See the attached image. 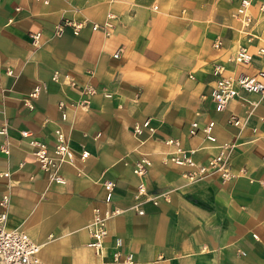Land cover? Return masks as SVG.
Masks as SVG:
<instances>
[{"label":"crops","instance_id":"crops-1","mask_svg":"<svg viewBox=\"0 0 264 264\" xmlns=\"http://www.w3.org/2000/svg\"><path fill=\"white\" fill-rule=\"evenodd\" d=\"M252 1L245 27L235 16L240 0H0L7 228L41 243L48 264H264V94L238 88L224 109L213 98L221 76L264 70V13ZM67 20L86 25L76 34ZM241 46L252 53L248 63L235 59ZM211 121L214 141L204 131ZM58 131L88 157L61 160ZM31 138L47 145L64 182L48 177ZM169 139L201 163L224 151L233 177L190 182L189 168L171 161ZM143 157L152 164L140 176ZM106 182L115 185L111 207L124 211L97 250L89 227L94 208H108ZM140 182L166 194L142 201L143 214L132 208Z\"/></svg>","mask_w":264,"mask_h":264},{"label":"built area","instance_id":"built-area-1","mask_svg":"<svg viewBox=\"0 0 264 264\" xmlns=\"http://www.w3.org/2000/svg\"><path fill=\"white\" fill-rule=\"evenodd\" d=\"M48 2V1H45ZM259 9L264 13V0L257 2ZM255 5L252 0H240V3L235 11V16L242 20V23L245 27H248L253 20L252 15L250 14L251 7ZM111 17H114L112 14ZM66 24L73 26L74 31L78 34L81 29L86 25V21L83 22H73L67 20ZM100 24L94 23L93 28H100ZM32 36L37 39L39 33H34ZM259 52L264 54V48H260ZM252 53H250L248 47L241 46L235 56L236 61L248 63L252 58ZM118 53L115 55L118 57ZM218 73H222L223 67L219 66L217 68ZM10 74L13 73L12 70L8 71ZM238 88H242L249 92H256L264 94V70L259 71L255 75L242 74L233 77V76H221L216 84L215 90L213 91V98L216 101L217 109H224L229 101L235 98L238 95ZM38 92L35 91L32 93V97H36ZM28 104L32 106V102L28 99ZM232 123L239 124L240 118L233 117ZM215 122L211 121L204 127V131L207 139L214 141L216 138L212 133V129ZM149 121L144 123V126H148ZM199 129V123L194 121L192 123L190 133L192 135L196 134ZM135 131L141 132V127L136 126ZM23 137H31V131L24 130L22 131ZM167 142L175 144L177 147L176 153L171 157V161L174 164L184 165L189 168L186 172L183 173V176L187 178L190 182L200 180L208 175L214 173H221L224 180H229L233 177V174L230 172L229 167L227 166V154L224 151L220 152L218 155L210 158L208 163H201L194 159L193 154L194 150H187L181 147L179 142L174 139H169ZM30 143L36 147L34 154L40 166L48 173V177L51 180L58 182H64L65 178L59 174L60 163L55 161L52 156L49 154V149L47 145L36 138H31ZM55 153L61 157V160L67 159L71 162L77 161L80 157L82 159L87 158L89 155L88 151H83L80 156L75 152L65 141L63 134L58 131V140L55 144ZM227 149L230 148L227 145ZM8 151V149H5ZM152 161L143 157L136 162L134 172L140 176L145 175L148 171V168L151 166ZM8 175V173H6ZM264 184V181H263ZM105 186L107 188V196L105 199L108 208L95 207L93 214V221L90 225L89 233L91 237L90 245L100 250L103 246L105 239L109 235V221L115 216L123 213L124 209L113 206L114 199V183L106 182ZM166 195L165 193L152 195L148 192L144 182H140L137 186L136 193V202L132 206L138 213L143 214L144 209L141 207L142 201L151 200L154 203H158L159 197ZM7 197L3 199L2 205L6 207ZM7 210L0 211V264H48L41 257L40 252L42 249V244L37 243L31 238V236L24 230L21 229H9L7 228ZM256 236V235H255ZM116 243L121 244L120 239H117ZM121 256V253L115 252L114 258L117 260ZM127 260L130 262L133 261V256L131 254L127 255Z\"/></svg>","mask_w":264,"mask_h":264}]
</instances>
